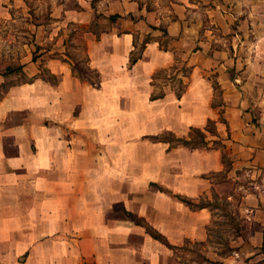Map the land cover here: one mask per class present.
Masks as SVG:
<instances>
[{
  "label": "crops",
  "instance_id": "crops-1",
  "mask_svg": "<svg viewBox=\"0 0 264 264\" xmlns=\"http://www.w3.org/2000/svg\"><path fill=\"white\" fill-rule=\"evenodd\" d=\"M25 1L0 0V21H14ZM46 2L52 36L92 11L91 0ZM99 3L110 27L88 45L98 87L53 61L56 84L36 77L0 92V264H176L146 227L174 247L206 243L212 210L178 197L196 204L211 193L242 221L239 249L223 264H264V0ZM42 29L31 28L35 43ZM132 53L140 58L129 65ZM174 54L185 90L151 100L152 76ZM7 80L1 73L0 87ZM22 112L51 124L18 120ZM208 122L206 139L221 149L155 139H188Z\"/></svg>",
  "mask_w": 264,
  "mask_h": 264
},
{
  "label": "rangeland",
  "instance_id": "rangeland-1",
  "mask_svg": "<svg viewBox=\"0 0 264 264\" xmlns=\"http://www.w3.org/2000/svg\"><path fill=\"white\" fill-rule=\"evenodd\" d=\"M53 1L56 7L63 6V9L65 7H78V5L74 6L76 0H69L68 2L66 0ZM150 1L145 0L148 4ZM99 2L100 0H91L92 11H89L91 15H88L86 24H83V26L77 24L68 25L62 29L64 32L53 36L47 32V28L51 22L49 14L46 11L50 10L49 4L51 3H47L46 0L39 3H35L34 0L33 2L26 0L23 8L19 9L20 12L15 13L14 21H0V74L2 73L9 79L5 85L3 84L0 87V92L12 83L18 84L22 81H31L36 77H41L56 84L61 77H59L60 74L59 76L57 75L58 73L54 75L50 73V65L53 61H61L64 64H68L70 68H75L76 74L73 72L72 75L76 83L82 81L76 77L80 73L93 78L94 73L92 69H88L90 68L88 67V45L90 41L99 38L100 35L95 34V32L100 33V31H104L110 27V23L105 22L101 18L103 16L102 11H99L100 13L97 14L98 10H100L98 8H103V5ZM35 10H37L38 14L37 19L34 17ZM56 12H60V10ZM58 21L59 19H55L54 23ZM33 26H38L40 29L43 28L42 32L38 35L36 43L35 36L31 33ZM88 30L93 31L92 37L86 34ZM162 31L164 32V30ZM141 38H138L137 41L138 50L147 40H150V36L144 39ZM163 46L167 47L166 44ZM173 64L175 65V70H170L156 78L154 83L155 92H168L171 89L175 91L178 87L177 81H183L182 76L187 75V68L183 64L182 56L174 54ZM218 103L219 99H214L213 105L217 106ZM76 110H78V105H76ZM22 119L31 123L46 122L51 124L50 121H46L45 119L36 120L29 117L26 112L18 115V120ZM66 123L67 121L63 122L62 120V122H58L56 125L65 127L64 124ZM207 133H214V124L212 122H208L202 130L197 129L193 131L191 138L188 140L200 146L221 149V144L218 140L210 138L208 141L206 139ZM156 138H168L172 140L173 145L178 143L179 139H183L176 135L168 136L166 134H161ZM216 179L219 180L221 178L217 176ZM196 204L206 205L212 210L213 221L208 229V240L204 244L187 243L184 246L182 245L181 249L175 251V262L176 264H223L228 259L227 257L234 256L235 252L239 249L238 238L243 235L241 231L242 221L233 215V209L228 205L226 200L215 193L202 197ZM116 213H121L120 207L116 208ZM23 258H20V261H25Z\"/></svg>",
  "mask_w": 264,
  "mask_h": 264
},
{
  "label": "trees",
  "instance_id": "trees-1",
  "mask_svg": "<svg viewBox=\"0 0 264 264\" xmlns=\"http://www.w3.org/2000/svg\"><path fill=\"white\" fill-rule=\"evenodd\" d=\"M117 18H119V16H110L109 17V20L110 21H114L116 20ZM165 33V32H164ZM143 47V46H142ZM140 57L138 56H134V54L132 53L130 59H129V65H132L134 64ZM89 67V65H88ZM89 70H91V68H88ZM170 70H175V65L173 64L172 66H170L169 68H166V69H161V70H158L156 71L153 76H152V87L154 88L152 94H151V100H157V99H161L164 97V92H155V80L156 78L159 76V75H162V74H165L167 73L168 71ZM71 71L72 73L74 72V74H76V70L75 68H71ZM92 72L94 73V77L91 78L89 76H87L86 74H83V73H80L78 75H76L77 78H79L80 80L82 81H85L87 82L90 86L92 87H98L100 85V76L98 74V72L92 70ZM50 82V81H49ZM178 82V87L177 89L175 90V94L176 96L179 98L182 96L184 90H185V85H184V82L182 80H179L177 81ZM50 83H53V82H50ZM197 129H191L190 130V133L188 135V139L191 138L192 136V132L195 131ZM166 135L168 136H174L172 133H166ZM155 139H159V138H155ZM188 139H179L178 140V143H176V145H184V146H191V147H195V148H199V147H204V146H200L198 145L197 143H192L190 140ZM163 142L165 143H169L170 144V147H173V144H172V140L170 139H161ZM178 199H180L181 201H183L184 203L192 206V207H207L206 205H199V204H195L193 202H191L190 200L186 199V198H181V197H178ZM211 209V208H210ZM127 217L131 218L132 220L136 221V223H140V221L138 220H135V218L130 215V214H126ZM146 230L147 232L156 240L160 241L161 243L165 244L167 247H169L170 249H172L174 252L177 251L178 249H181L182 247H174V246H171L170 244H168V242H166V240L159 234L155 233L154 231H152L149 227H146ZM187 244V242H186Z\"/></svg>",
  "mask_w": 264,
  "mask_h": 264
}]
</instances>
